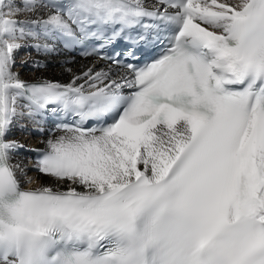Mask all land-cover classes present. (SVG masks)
Listing matches in <instances>:
<instances>
[{
    "label": "snow or ice",
    "instance_id": "snow-or-ice-1",
    "mask_svg": "<svg viewBox=\"0 0 264 264\" xmlns=\"http://www.w3.org/2000/svg\"><path fill=\"white\" fill-rule=\"evenodd\" d=\"M25 47L108 66L28 83ZM0 264H264V0H0Z\"/></svg>",
    "mask_w": 264,
    "mask_h": 264
},
{
    "label": "bare ground",
    "instance_id": "bare-ground-1",
    "mask_svg": "<svg viewBox=\"0 0 264 264\" xmlns=\"http://www.w3.org/2000/svg\"><path fill=\"white\" fill-rule=\"evenodd\" d=\"M28 48V47H25ZM25 48H22L19 52H21L22 50H27ZM30 50L33 52V49L30 48ZM18 52V53H19ZM33 60H41L43 62L47 63L51 62V63H56L57 60L55 58L52 57H44V56H38V55H33V54H29V55H24L21 54L20 59L16 60V66L13 69V71L19 73V76L22 80L26 81H37L38 79L41 78H47V79H59V80H63L64 82H68L71 79V75L72 73H76L79 74L82 70H84L87 67H90V64H84V63H76L73 65H69L72 69V73H68L65 72L63 70V67H60L58 65H56V67L52 68L51 64L47 65L46 68H41L39 70L33 69L32 68V62ZM19 61V63H18ZM30 68H32V70H30ZM24 69V73H22V70ZM27 71V72H26ZM16 127L14 126L11 134H10V139H27V137L22 136L17 134V132L15 131ZM46 138L44 139H39L36 140L38 145H44L43 143H41V140H46ZM33 140V139H32ZM29 140L32 144L35 143V140ZM13 162L16 163H20L21 166L25 169L26 174L29 175V177H33L34 179H38L39 184H44V185H52L53 181L50 180V178L48 177H44V176H35L31 173V166L30 164L25 161L22 157L20 156H14ZM21 179H24L23 177H21ZM39 186L38 184L34 183L31 184L30 187L34 188ZM54 186V185H53ZM61 190H63V186H61Z\"/></svg>",
    "mask_w": 264,
    "mask_h": 264
},
{
    "label": "rangeland",
    "instance_id": "rangeland-1",
    "mask_svg": "<svg viewBox=\"0 0 264 264\" xmlns=\"http://www.w3.org/2000/svg\"><path fill=\"white\" fill-rule=\"evenodd\" d=\"M25 49H30V48H25ZM23 51H24V50H22V52H23ZM19 53H20V52H19ZM19 53H17V54H19ZM20 57H21V56H20ZM20 57H19V58L16 57V60H17V59L19 60ZM18 63H19V61H18ZM49 63L51 64V62H48L47 65H50ZM30 70H32V68H30ZM26 72H27V71H26ZM22 73H24V69L22 70Z\"/></svg>",
    "mask_w": 264,
    "mask_h": 264
}]
</instances>
